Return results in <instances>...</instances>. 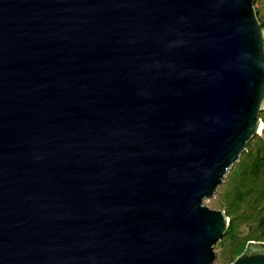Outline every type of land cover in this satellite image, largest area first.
I'll use <instances>...</instances> for the list:
<instances>
[{
  "label": "water",
  "instance_id": "obj_1",
  "mask_svg": "<svg viewBox=\"0 0 264 264\" xmlns=\"http://www.w3.org/2000/svg\"><path fill=\"white\" fill-rule=\"evenodd\" d=\"M263 110L254 0H0V264H214Z\"/></svg>",
  "mask_w": 264,
  "mask_h": 264
},
{
  "label": "trees",
  "instance_id": "obj_2",
  "mask_svg": "<svg viewBox=\"0 0 264 264\" xmlns=\"http://www.w3.org/2000/svg\"><path fill=\"white\" fill-rule=\"evenodd\" d=\"M257 2L254 0V5ZM256 12L264 27L260 11L256 9ZM260 118L264 124V110ZM219 187L218 205L230 223L217 246L231 264L250 241L264 242V128L261 135H255L247 143L239 162L232 166Z\"/></svg>",
  "mask_w": 264,
  "mask_h": 264
},
{
  "label": "rangeland",
  "instance_id": "obj_3",
  "mask_svg": "<svg viewBox=\"0 0 264 264\" xmlns=\"http://www.w3.org/2000/svg\"><path fill=\"white\" fill-rule=\"evenodd\" d=\"M254 7H255V9H258L260 11V14L262 17L261 19L264 20V0H258V2L254 5ZM262 128H264V124H263ZM262 131H263V129H262ZM261 133H260V135H261ZM219 188L220 187H218L217 192L215 193V195L212 198L206 199L204 201V205L208 206L211 209L222 210L221 207L218 205V200H219V195H220V193H219L220 189ZM245 233H246V231H243V234H245ZM214 251L216 253V258L214 260V264H229V262H227L225 259L226 253L223 251L222 248L218 247L217 244H215V246H214Z\"/></svg>",
  "mask_w": 264,
  "mask_h": 264
},
{
  "label": "bare ground",
  "instance_id": "obj_4",
  "mask_svg": "<svg viewBox=\"0 0 264 264\" xmlns=\"http://www.w3.org/2000/svg\"><path fill=\"white\" fill-rule=\"evenodd\" d=\"M261 131V130H260Z\"/></svg>",
  "mask_w": 264,
  "mask_h": 264
}]
</instances>
